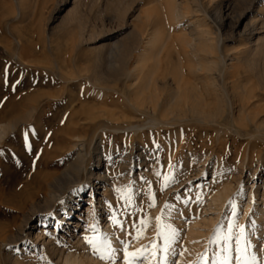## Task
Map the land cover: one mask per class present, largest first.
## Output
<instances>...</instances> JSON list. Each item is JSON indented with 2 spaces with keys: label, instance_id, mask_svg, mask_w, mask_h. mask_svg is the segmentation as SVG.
<instances>
[{
  "label": "rangeland",
  "instance_id": "obj_1",
  "mask_svg": "<svg viewBox=\"0 0 264 264\" xmlns=\"http://www.w3.org/2000/svg\"><path fill=\"white\" fill-rule=\"evenodd\" d=\"M178 2L182 12L190 13L185 21L195 16L194 20L203 23L204 30L210 31L219 47L204 54L208 62L201 63L209 70L201 72L207 78L201 86H211L216 81L218 85L239 88L237 80L249 75L252 77L249 85L255 86L258 100L264 106V0ZM169 14L170 10L162 7L160 0H0V122L8 123L19 114L27 115L26 122L19 125L26 127L20 134L25 141L23 154L8 163L9 175L0 177V183L8 186L7 193L14 190L19 193L29 183L36 165L41 163L46 134L73 108L96 105L121 113L124 106L132 111L128 117L134 115L129 108L133 92L126 76L116 78L110 74L119 67L129 70L131 58L155 53V46L145 47L144 42L155 33L157 19L161 16L167 19ZM250 20L262 27L257 35H249ZM197 26L194 24L188 32H197ZM164 31L156 47L161 48L159 44L164 43L159 72L171 77L179 67L178 59L182 60L181 69L188 72L189 66L195 67L197 61L192 56L189 60L182 40L191 36L180 35V41L174 35V40L167 38L168 29ZM235 68L240 71L236 73ZM210 73L214 80L209 79ZM96 75L99 80L94 79ZM25 93L36 96L54 93L55 97L42 98L38 110L31 112L33 115L28 113L32 100L22 104L17 113H9L13 101ZM224 109L229 116L228 108ZM134 117L133 123L146 126L140 133L115 131L112 122L104 131L107 161L100 173L108 175L110 181L105 190L102 185L97 186L96 208L89 221L81 220L82 227L76 228L74 221L78 217H73V224H64V229L75 230L72 243L77 237L82 239L78 246H67V252L90 254L99 260L98 264H241L239 248L247 241V264H264V223H254L250 217L242 219L243 208L236 210L233 228L231 213L227 218L223 213L216 223L201 225L204 231L201 235L194 238L187 233L194 221L203 223L210 215L205 209L212 192L228 187L226 203L231 202L232 207L226 212L261 198L264 135L236 137L230 129L232 125H226L219 133L216 125L193 120L173 121L171 127L152 126L146 114ZM36 124L40 126V135L34 130ZM251 147H255L253 160L248 157ZM89 156L88 169L95 163L94 155ZM31 186V190L36 189ZM70 190L56 201L60 213L65 212ZM90 193L91 188L87 187L80 198L75 196L82 211L88 203L81 200L90 198ZM241 194L244 196L239 205L237 198ZM11 208L0 205V222L11 219ZM108 225L109 234L104 232ZM41 227L54 231L55 219L46 226L37 224L31 237L23 241L11 245L0 242V264H66L57 260L56 246L37 241ZM253 255L255 262L250 259Z\"/></svg>",
  "mask_w": 264,
  "mask_h": 264
},
{
  "label": "bare ground",
  "instance_id": "obj_2",
  "mask_svg": "<svg viewBox=\"0 0 264 264\" xmlns=\"http://www.w3.org/2000/svg\"><path fill=\"white\" fill-rule=\"evenodd\" d=\"M164 2L160 0V5L164 8L167 7V9L170 10L169 16L167 19H165L166 17H163L164 19H162V16H159L160 18L157 19L158 25L155 33L150 39L146 41L144 40L145 47L147 45L155 46V49H157L155 50V53H152V56H144L140 54V56H137L134 59L131 58L129 70L127 68V71H125L119 67L114 69L110 74V76L116 78L122 77L123 75L126 76V83L133 92V97L129 99V108L131 107V110H134V115L132 117L146 114V116L152 121V126L161 124L162 126L169 125L171 127V125L174 126L173 121L193 120L205 125H216L219 133L226 128V125H232L233 127L230 129H233V134H236V137L254 138L256 136L264 135V117H261V115H264V106L261 105L262 103H260V99L258 100L255 86L249 85L252 83V77L245 75L241 78L238 77V80L234 78L238 82L237 85L240 84L239 88L236 85L234 88L227 87V85H218L216 81H213L211 86L206 85L202 87L201 83H204L207 78L203 77L201 72L208 71L209 68L207 70V67H204L201 61L208 62V59L204 54L211 51V49L212 51L213 49L217 50L219 47L218 45H215L213 38L210 36V31L208 32L206 29L204 30V27L202 26L203 23L201 24L198 20H194L195 16L189 19L190 21H188V19V22L185 21V18L190 13L189 11L185 13L186 11L182 12L180 10L178 0H164ZM164 13L165 11L162 14ZM255 23L251 20L247 23V26H250L251 28L249 32V35L251 36L257 35L262 29V27ZM194 24L196 26L198 25L197 27L199 30L197 32H188L189 28ZM207 25H205V27ZM194 28L196 27L194 26ZM163 29H168L167 38L169 39L171 37L173 38L174 35H177L176 39L179 40L181 39L180 35L191 36V39L189 38V40H182L183 43L186 44L187 48H184V52L188 55L189 60L192 56L197 61L195 67L189 66L188 72L181 69L183 68L182 60L179 59V63H177L179 67L177 66V70L171 77L169 76L170 78L167 77L168 73L166 75L159 72L161 64L159 55L163 51L164 43L162 45L159 44L161 48L156 47L158 43L161 42V33H165V31L163 32ZM191 31H193V29ZM165 35L166 34L163 36ZM259 40L260 38L257 39V41ZM177 45L179 46V44ZM122 60H124V58H122ZM125 60L124 62L127 63V60ZM209 63H211V61H209ZM127 64H129V62ZM238 70L240 71V69H237L235 72L237 73ZM210 75L211 78L209 79L214 80V76H212L211 73ZM238 75L239 74H237V76ZM94 79L99 80V77L96 75L94 76ZM97 93H99V90ZM44 97L53 99L55 94L42 93L36 96L25 93L21 98L17 97L18 99L13 101L12 108H9L10 110H8V112L17 113V110L21 105L30 100H32V105L28 113L35 112L38 110L39 103ZM224 107L228 108L229 116H226V110ZM120 112L121 113L116 110H111L105 106L95 105L92 107H86L79 105L78 107L73 108L68 114L66 113L67 115L58 120L57 123L55 122L56 124H54L53 130L46 134V143L43 146L41 163L36 165V171L29 183H26V185L24 184L23 190H20L19 193L14 192L15 190L7 193L8 186L4 185L5 183H0V205L7 204L13 207L11 208L13 212L9 211L12 213V215L9 213L11 219L7 222H0L1 243L11 245L20 242L21 240L23 241L25 237H31V230L34 229L37 224L42 223V225L46 226L51 223L54 218L55 230L44 231L41 227L36 237L37 241H41L49 247L51 245L56 246L54 252L57 256V260L64 261L66 264L99 263V260L90 254L84 253L80 255L71 250L67 252V246H70V244H76L78 246L82 239L75 236L78 239L76 238L77 240L72 243V237L75 235L73 234L75 233V230L70 227L64 229V224H73V222H71L73 217H78V219L74 221L76 228L82 227V224L80 223L81 220L84 222L89 221L90 215L96 208L97 186L102 185V188L105 190L109 184V176L100 173L103 168V162L107 161L104 131L108 129V123L112 122V129L115 131L132 130L137 133L145 129V125L135 124L133 123V118L127 116L130 112L127 107L122 106ZM26 119L27 115L19 114L8 123L0 122V177L2 178L9 175L7 168L8 163L15 157H19L23 154L25 141L21 138L20 134H22L21 132H23L26 127L20 128L19 125ZM108 120L110 122H108ZM28 124L26 123L25 125ZM46 125L48 124L46 123ZM34 130L39 135L41 134L40 126L38 124L34 126ZM88 143L90 144L89 147H87ZM207 145L208 144H206V146ZM254 148L255 147H251L249 150L248 157L251 159L256 155ZM88 154H90V156L94 155L95 157V163L90 169H88L89 167H87L86 162ZM9 177L11 178L12 176ZM4 181H7V179ZM31 185L36 186V189L34 188L35 190H31ZM87 187L91 188L90 198L81 200L88 203V206L82 211L78 199H75V196H77L76 198H80L83 189ZM67 189H72V191L70 190L71 192H69L70 200H67L68 202L66 203L65 212L60 213L61 210L56 207V201L62 196L64 191H67ZM228 193V187H223L222 189L217 190V192L211 193L212 195L209 198L208 209H205V211H210L208 213L210 215L204 218V222L202 220L203 223H200L198 220L192 223L187 229V233H189L190 237L195 238V236H198L200 233H204L201 225L204 223L205 225L216 223L223 213L225 218L231 213L230 218L232 219H230V226L233 228L234 224L237 222V220L234 219L236 210L242 208V219L250 217L254 223H264V189L261 193V198L258 199V201L249 200L243 204V207L238 206V208H233L230 212H226L227 209L232 207L231 202L226 203ZM103 194L104 191L102 192V195ZM243 196L244 195L241 194L237 198L239 205ZM72 201L76 202L72 204ZM67 206H70L71 208L67 209ZM14 211L21 213V216L15 214ZM232 228L230 231L233 230ZM104 232L108 234L109 232L111 233L109 225L106 226ZM15 246L16 249H19L20 247L19 244Z\"/></svg>",
  "mask_w": 264,
  "mask_h": 264
},
{
  "label": "snow or ice",
  "instance_id": "obj_3",
  "mask_svg": "<svg viewBox=\"0 0 264 264\" xmlns=\"http://www.w3.org/2000/svg\"><path fill=\"white\" fill-rule=\"evenodd\" d=\"M241 234L243 235V229H241ZM91 242V241H90ZM239 252H240V257H241V264H247L248 262V255H247V241H244L240 248H239ZM130 256L133 255L132 253L129 254ZM251 261L255 262L256 261V257L253 255L251 256ZM230 264V262H229Z\"/></svg>",
  "mask_w": 264,
  "mask_h": 264
}]
</instances>
